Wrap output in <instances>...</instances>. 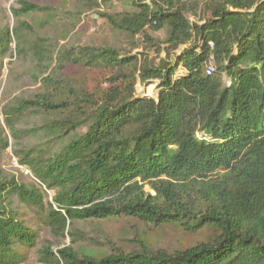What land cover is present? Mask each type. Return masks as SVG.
Instances as JSON below:
<instances>
[{
	"label": "trees",
	"instance_id": "1",
	"mask_svg": "<svg viewBox=\"0 0 264 264\" xmlns=\"http://www.w3.org/2000/svg\"><path fill=\"white\" fill-rule=\"evenodd\" d=\"M111 1L131 11H97ZM59 3L0 1V264H22L24 249L41 264H264V0ZM92 11L128 52L79 42ZM39 14L41 26L24 20ZM138 82L158 97H138ZM9 150L31 182L5 171ZM114 219L205 238L125 250L78 229Z\"/></svg>",
	"mask_w": 264,
	"mask_h": 264
},
{
	"label": "rangeland",
	"instance_id": "2",
	"mask_svg": "<svg viewBox=\"0 0 264 264\" xmlns=\"http://www.w3.org/2000/svg\"><path fill=\"white\" fill-rule=\"evenodd\" d=\"M5 7L7 11H10V8L15 5V0H0ZM41 2L45 5L52 6L55 5L56 7L59 6V0H41ZM103 13H120L124 11H131V7L129 5L120 3L117 1H111L109 3H106V5L101 6L100 10ZM97 11H92L89 14L85 16V26L82 30L80 36H79V42L83 43H95V44H101L104 42H109L110 44H114L115 46L126 50L130 49V45L127 40L122 39L119 37V35L112 31V29L107 26V24H104L103 20L99 17V14ZM57 18H63V20H66L67 14H64L62 11H54L53 12ZM47 16L45 14H39L32 18L24 19L26 22H30L32 24H35L36 26H41L40 21L44 20ZM95 19H98L99 26L95 27L93 25V22ZM12 24V23H11ZM151 36L158 40H163L165 38L164 32H151ZM132 54H137V52H133ZM153 54V53H152ZM151 57H155V55H151ZM164 57V55L162 56ZM69 74L75 75L79 77L80 79L83 78V76L86 74L91 78H94L95 80L98 78L97 82L102 83L103 77L105 74H103V71H90L87 68H72L68 70ZM8 75V70L5 73V80ZM106 77V76H105ZM224 81L227 86L230 85V80L227 78H224ZM107 85L104 84L103 87H106ZM158 88H157V82H154L147 86L146 84H143L141 82H138L136 86V95L138 97H148V98H157L158 97ZM4 169L8 173H13L16 175L21 181L29 183L31 182V176L28 174V171L21 167L15 158L12 157L11 150L8 151V156L5 160ZM22 172H24V175L22 176ZM28 174V175H27ZM149 191V189H147ZM52 197V194H50V198ZM18 213L22 220H24L29 228L36 229L39 233L40 241L44 239H52L51 234L48 232L47 227L44 223L43 216L36 215L37 210H32L27 207L17 205ZM79 231L82 232V236L84 239H89L93 237H101L103 240H106L104 238H107L111 240L114 244H116L117 247L125 250H131L133 247H137L136 242L138 240L144 238L145 236L148 237L151 241L154 242L156 245L164 246L165 248H183L181 247L184 245L190 246L193 243L203 240L205 238V235H196L191 236L188 235L182 231H176L170 227L153 231L149 227L143 225L140 221L136 220H127V219H114L109 221H101L98 223H94L91 225L81 224L78 225ZM69 244V240L65 241V245ZM29 249H24L21 251V254L24 255V262L22 264H41L37 261V258L35 256L34 251H27Z\"/></svg>",
	"mask_w": 264,
	"mask_h": 264
},
{
	"label": "built area",
	"instance_id": "3",
	"mask_svg": "<svg viewBox=\"0 0 264 264\" xmlns=\"http://www.w3.org/2000/svg\"><path fill=\"white\" fill-rule=\"evenodd\" d=\"M210 46L213 48L214 45L211 43ZM215 71V65L214 62H211L207 68V74L210 75L211 73H213Z\"/></svg>",
	"mask_w": 264,
	"mask_h": 264
}]
</instances>
